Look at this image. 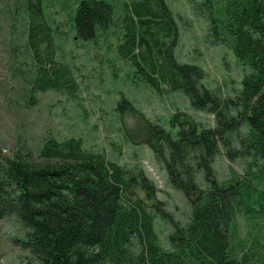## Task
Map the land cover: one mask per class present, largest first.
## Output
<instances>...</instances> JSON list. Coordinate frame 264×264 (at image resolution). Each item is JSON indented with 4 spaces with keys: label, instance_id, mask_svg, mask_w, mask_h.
Segmentation results:
<instances>
[{
    "label": "trees",
    "instance_id": "trees-1",
    "mask_svg": "<svg viewBox=\"0 0 264 264\" xmlns=\"http://www.w3.org/2000/svg\"><path fill=\"white\" fill-rule=\"evenodd\" d=\"M149 2L129 5L120 57L140 68L158 93L182 92L195 110L214 117V127L203 129L185 115L176 117L175 122L181 118L176 139L152 127L155 158L171 188L195 194L187 200L188 220L173 222L164 203L147 204L156 190L143 174L131 176L104 155L83 149L78 138L48 136L37 153L26 149L0 160V221L20 223L24 236L18 246L37 264L250 263L232 251V224L258 192L246 178L219 181L213 163L221 154L229 161L251 159L247 170L264 162V0H202L196 6L207 21L208 40L231 49L244 71L232 97L205 88L197 66L175 61L177 24L164 0ZM40 3L24 4L28 48L37 67L29 105L37 103L36 93L74 86L68 69L53 61ZM112 15L105 0H81L73 19L77 39H93ZM130 187L145 192L146 200ZM156 218L171 222L168 249L159 241Z\"/></svg>",
    "mask_w": 264,
    "mask_h": 264
},
{
    "label": "rangeland",
    "instance_id": "rangeland-1",
    "mask_svg": "<svg viewBox=\"0 0 264 264\" xmlns=\"http://www.w3.org/2000/svg\"><path fill=\"white\" fill-rule=\"evenodd\" d=\"M80 1L41 0L43 20L52 36L53 61L68 69L74 86L36 93L37 103L29 105L37 67L27 42L26 0H0V160L26 149L37 153L48 136L78 138L83 149L104 155L131 176L143 174L156 190L147 204L164 203L171 220L184 224L190 211L187 200L195 194L171 188L155 158L152 127L176 139L181 119L175 122L176 117L185 115L199 129L213 128L214 117L195 110L182 92L158 93L146 83L140 68L120 57L125 17L134 0H105L113 9L111 21L86 41L77 39L74 28ZM164 1L178 28L175 61L197 66L204 72L201 83L205 88L232 97L241 88L244 71L231 49L208 40L207 21L195 11L202 0ZM249 162L229 161L221 154L213 167L221 182L246 178L256 188L258 193L234 216L231 247L237 258L246 256L249 264H264V197L259 195L264 193V162L257 161L247 170ZM129 192L146 200L145 192L137 187H130ZM155 229L161 245L168 249L171 222L156 218ZM23 236L15 218L0 221V264H37L18 246Z\"/></svg>",
    "mask_w": 264,
    "mask_h": 264
}]
</instances>
